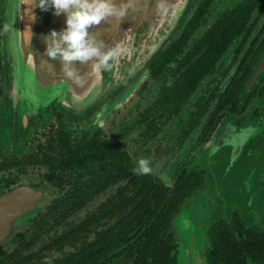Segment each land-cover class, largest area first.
<instances>
[{"label":"flooded vegetation","instance_id":"1","mask_svg":"<svg viewBox=\"0 0 264 264\" xmlns=\"http://www.w3.org/2000/svg\"><path fill=\"white\" fill-rule=\"evenodd\" d=\"M247 1L199 0L145 81L105 117L68 116L56 99L27 125L11 119L18 122L3 130L0 113V199L17 190L29 197L0 260L15 263L49 246L40 260H54L88 241L103 264H193L182 252L179 214L262 112L264 69L255 72L264 61V2L251 10ZM210 49L212 67L198 62ZM3 101L0 57V109ZM140 158L150 160V174L133 173ZM256 181L235 179L230 207L208 222L205 264H264V167ZM126 214L137 222L135 243L100 254Z\"/></svg>","mask_w":264,"mask_h":264},{"label":"water","instance_id":"2","mask_svg":"<svg viewBox=\"0 0 264 264\" xmlns=\"http://www.w3.org/2000/svg\"><path fill=\"white\" fill-rule=\"evenodd\" d=\"M198 2L125 0L127 12L123 18H109L90 29L95 39L104 43L105 51L116 47L121 50L118 57L111 61L114 65L112 70L93 72L91 62L76 65L81 75L88 73L85 84L80 87L63 76L59 60L52 61L44 55L47 47L45 37L53 30H63L66 16H56L55 9L51 7L48 11H42L29 4L28 0H5L2 4L3 32L0 39L4 101L0 113H7L12 121L19 120L20 124L24 121L25 126L27 118L48 110L50 104L58 99L60 108L68 116L83 119L107 116L125 104L145 81L151 65L179 34ZM5 26L7 31L4 30ZM263 69L264 61L255 75ZM56 91L61 95H56ZM44 102L48 108L41 106ZM99 102L102 103L95 106L94 111V105ZM230 146L233 147L235 159L238 156L251 157L254 149L264 154V100L258 119L240 130ZM28 200L27 191L22 193L19 190L0 199V244L12 234L13 220L27 212ZM196 239L197 236L193 235L189 246L192 251ZM194 263L205 264L203 256H196Z\"/></svg>","mask_w":264,"mask_h":264},{"label":"clouds","instance_id":"3","mask_svg":"<svg viewBox=\"0 0 264 264\" xmlns=\"http://www.w3.org/2000/svg\"><path fill=\"white\" fill-rule=\"evenodd\" d=\"M29 4H34L42 11L49 8L55 9V15L66 16V27L57 32L53 30L45 37L47 45L45 56L49 60H59L62 64L61 72L63 76L83 87L85 76L81 75L76 65L90 63L93 72L103 69L111 71L113 63L120 54L119 47L104 50V43L97 41L90 32L93 26H99L109 18H123L127 12L125 0H28ZM7 31V26H5ZM29 38H30V33ZM33 59H35L33 57ZM48 63V61H42ZM134 174L147 175L152 172L149 159L140 158L136 167L132 169Z\"/></svg>","mask_w":264,"mask_h":264},{"label":"rangeland","instance_id":"4","mask_svg":"<svg viewBox=\"0 0 264 264\" xmlns=\"http://www.w3.org/2000/svg\"><path fill=\"white\" fill-rule=\"evenodd\" d=\"M1 1L2 0H0V3ZM55 94L59 96L61 95L59 91H56ZM45 98L47 102L48 99L47 97ZM46 102L41 106H45ZM101 103L99 102L95 104L94 107L99 106ZM8 107L10 108L11 106L8 105ZM96 107L94 108V111ZM10 120L11 116L7 115V113L2 116L3 125L1 128H3V130H12L13 126L11 125ZM232 148V146L227 145V155L222 161L219 160L214 167L210 174V181L207 183L208 185L194 194L193 198L189 200L187 205L182 209L177 219L178 226L182 231V252L191 256L193 264H195L194 261H196V256H204L202 236L207 228L208 222L214 218H218L217 215L220 216V212L223 214L226 213V208H229L231 205L230 203H232L231 199L226 198V193H230L231 186L234 184L235 179L239 180V182L241 181L243 184L257 182L256 180L261 174V169L264 167V154H261L258 149H254L249 158L238 156L235 159ZM250 162H253V164H250ZM240 169H242V171ZM221 181H228V186H220ZM201 203H203L202 206L200 205ZM189 221L192 222L191 225L187 224ZM193 235L197 236V239L195 240L194 250L192 251L189 246Z\"/></svg>","mask_w":264,"mask_h":264},{"label":"trees","instance_id":"5","mask_svg":"<svg viewBox=\"0 0 264 264\" xmlns=\"http://www.w3.org/2000/svg\"><path fill=\"white\" fill-rule=\"evenodd\" d=\"M263 2L264 0H253V1L248 0L245 7L247 9L251 8V10H254L257 9L260 5H262ZM185 22H187V20ZM223 49L224 47H221L219 49V52L223 51ZM216 57L217 56H215V50L210 49L205 54L202 55V57L198 62L204 63L208 67H212L213 60H215ZM81 229H82L81 232H85L88 230L87 226H83ZM136 229H137L136 219L133 216H131V214L124 215L122 219L118 220V223L113 228L108 230V235L105 236L103 241V244L108 243V245H103L100 254L103 255L108 254L110 251L111 253L117 252L122 247L121 245L124 246L126 244V241L129 238H132L133 243H135L137 237ZM76 232L75 233L73 232L72 234L65 236V238L66 239L71 238L73 235L76 234ZM91 245L92 244H90V242L87 241L84 242L82 246L76 247L72 252L68 253L67 255L61 258H57L49 261L40 260L44 257L43 255L46 252H49L50 249H52V247L49 246L47 249L43 251L37 253L32 252L30 255H25L22 260L16 261L15 263L6 260H0V264H93L96 262H98V264H103L102 261L104 260V258L102 257V255L101 257H99L98 252L96 253L95 251H93V247ZM175 263L176 262L171 263L169 261H159L156 264H175Z\"/></svg>","mask_w":264,"mask_h":264}]
</instances>
